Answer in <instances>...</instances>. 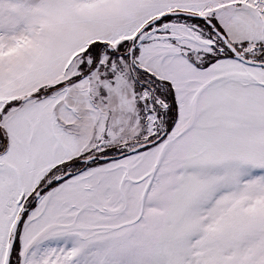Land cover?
Segmentation results:
<instances>
[{
    "label": "snow or ice",
    "instance_id": "snow-or-ice-1",
    "mask_svg": "<svg viewBox=\"0 0 264 264\" xmlns=\"http://www.w3.org/2000/svg\"><path fill=\"white\" fill-rule=\"evenodd\" d=\"M0 264H264V0H0Z\"/></svg>",
    "mask_w": 264,
    "mask_h": 264
}]
</instances>
